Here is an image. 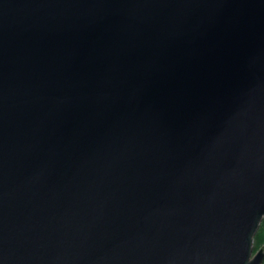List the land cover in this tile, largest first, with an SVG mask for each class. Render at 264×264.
<instances>
[{
	"label": "water",
	"instance_id": "water-1",
	"mask_svg": "<svg viewBox=\"0 0 264 264\" xmlns=\"http://www.w3.org/2000/svg\"><path fill=\"white\" fill-rule=\"evenodd\" d=\"M264 0H0V264H264Z\"/></svg>",
	"mask_w": 264,
	"mask_h": 264
},
{
	"label": "trees",
	"instance_id": "trees-1",
	"mask_svg": "<svg viewBox=\"0 0 264 264\" xmlns=\"http://www.w3.org/2000/svg\"><path fill=\"white\" fill-rule=\"evenodd\" d=\"M264 246V219L261 223V226L255 236V245L254 251H258L261 247Z\"/></svg>",
	"mask_w": 264,
	"mask_h": 264
}]
</instances>
